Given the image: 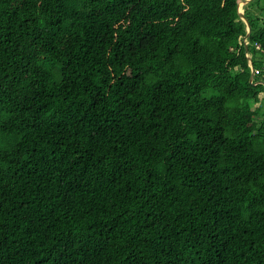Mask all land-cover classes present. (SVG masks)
Masks as SVG:
<instances>
[{
  "label": "trees",
  "instance_id": "16d2710c",
  "mask_svg": "<svg viewBox=\"0 0 264 264\" xmlns=\"http://www.w3.org/2000/svg\"><path fill=\"white\" fill-rule=\"evenodd\" d=\"M246 1L0 0V264H264Z\"/></svg>",
  "mask_w": 264,
  "mask_h": 264
},
{
  "label": "water",
  "instance_id": "95a60500",
  "mask_svg": "<svg viewBox=\"0 0 264 264\" xmlns=\"http://www.w3.org/2000/svg\"><path fill=\"white\" fill-rule=\"evenodd\" d=\"M250 1H252V0H247L243 5H241L242 7L244 6V5H246V4H248ZM241 8V7H240ZM241 13V12H240ZM241 15H242V13H241ZM243 19H244V17H242ZM245 20V22H246V24H247V27H248V29H247V31H248V34H247V36H246V39H248L249 38V36H250V34H251V26H250V24L248 23V21H246V19H244ZM254 71L252 72V78L251 79H253V77H254Z\"/></svg>",
  "mask_w": 264,
  "mask_h": 264
},
{
  "label": "rangeland",
  "instance_id": "374dc122",
  "mask_svg": "<svg viewBox=\"0 0 264 264\" xmlns=\"http://www.w3.org/2000/svg\"><path fill=\"white\" fill-rule=\"evenodd\" d=\"M260 6H261L262 8H264V0H262V1L260 2ZM241 8H243V7L241 6ZM254 10L257 11L256 6L254 7ZM258 13H259V12H258Z\"/></svg>",
  "mask_w": 264,
  "mask_h": 264
},
{
  "label": "crops",
  "instance_id": "0c3cea01",
  "mask_svg": "<svg viewBox=\"0 0 264 264\" xmlns=\"http://www.w3.org/2000/svg\"><path fill=\"white\" fill-rule=\"evenodd\" d=\"M240 12L243 13V8H240Z\"/></svg>",
  "mask_w": 264,
  "mask_h": 264
},
{
  "label": "built area",
  "instance_id": "2783aa9c",
  "mask_svg": "<svg viewBox=\"0 0 264 264\" xmlns=\"http://www.w3.org/2000/svg\"><path fill=\"white\" fill-rule=\"evenodd\" d=\"M257 46H258V48L260 47V45H258V44H257Z\"/></svg>",
  "mask_w": 264,
  "mask_h": 264
}]
</instances>
